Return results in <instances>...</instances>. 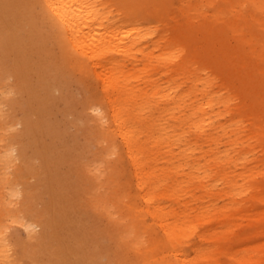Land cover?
Wrapping results in <instances>:
<instances>
[{
	"label": "bare ground",
	"instance_id": "6f19581e",
	"mask_svg": "<svg viewBox=\"0 0 264 264\" xmlns=\"http://www.w3.org/2000/svg\"><path fill=\"white\" fill-rule=\"evenodd\" d=\"M171 3L0 0V89L28 94L33 72L48 95L60 89L56 80L85 83L83 108L102 150L93 181L82 170L78 176L86 189H104V203L93 205L118 215L141 264H264V66L250 70L264 64V0H180L178 13ZM153 17L158 23L150 25ZM231 37L240 45L228 57L261 64L224 74L201 67L196 56L213 59L216 42ZM32 50L45 61L37 68L27 60ZM163 67L169 81L181 82H159ZM15 78L18 85L6 91ZM2 105L0 264H19L8 229L23 203L15 197L25 166L15 167V118L7 119ZM30 116L24 110L32 128ZM21 156L30 161L23 148ZM119 163L130 171L122 183ZM21 223L35 241V222ZM45 247L30 242L23 253ZM61 249L50 250L55 264H63Z\"/></svg>",
	"mask_w": 264,
	"mask_h": 264
},
{
	"label": "rangeland",
	"instance_id": "374dc122",
	"mask_svg": "<svg viewBox=\"0 0 264 264\" xmlns=\"http://www.w3.org/2000/svg\"><path fill=\"white\" fill-rule=\"evenodd\" d=\"M171 1L172 3L169 4L171 10H177L178 13L180 0ZM173 17V13L168 15L171 24H175ZM148 23L155 25L158 20L153 17ZM163 25L162 22L161 29ZM221 30L219 29L216 34L221 33ZM238 44L234 37H231L229 44L216 42L210 51L213 59L207 60V56L200 52L196 60L201 67L210 65L221 74H224L225 72L222 71L226 69L230 71L247 69V65L252 62L261 64V61L253 56L241 58V61L236 57H228L226 54H231L232 48ZM205 46L204 42L200 44L201 48ZM222 52L224 53L221 54ZM24 57L26 58L25 55ZM18 59L15 54V67ZM27 60L35 68L45 62L39 58V52L33 50L28 54ZM142 66L143 63H140L139 67ZM262 66L264 64L258 69L250 70L256 71L257 74ZM164 72L163 67L160 73L155 75L163 85L171 83L175 87L181 82L182 79L169 81V76ZM261 74H264V71ZM32 75L34 80L30 83V92L24 96H20L16 89L7 93L10 85H18L16 78L8 81L5 87L7 92L0 89V101H3L5 117L15 118V126L9 131L16 135L15 167L25 166L23 183L17 185L20 195L15 197L16 201L23 203L21 210H18L17 220L13 221L8 229L12 237V255L19 264H55L57 257H52L49 253L50 250L61 246L60 262L63 264H141L128 244L129 238L122 233L123 223L118 221V215L110 214L113 212L111 209L107 211L93 205V203H104V189L95 190L97 187L92 185L93 189L88 190L84 186L83 179L78 176L79 170H82L89 180L93 181L96 156L102 150V145L94 135L91 113L88 108H83L88 93L85 83H79L75 79H69L65 83L56 80L60 83V89L53 95H48L39 88L37 83L39 77L36 73L33 72ZM17 76L24 79L26 74ZM237 83L241 84L240 81ZM220 84L222 78L217 88ZM183 85V89L188 87L187 83ZM8 100L12 102L15 100V105L11 106ZM149 109L150 112L152 108ZM24 110L30 112L32 128L23 121ZM168 115L171 117V114ZM226 119L231 121L230 116H226L223 120ZM248 125L250 126V122ZM21 148L28 153L30 158L28 163L21 156ZM261 153L262 151L258 152ZM204 160L205 158H202L201 161ZM82 165H85V168L77 169ZM118 167L121 169L119 182L122 183L125 181L123 174L130 175V171L121 163ZM180 178L187 177L180 175ZM222 186L223 184L219 185ZM195 192V195L202 193L200 189H196ZM187 195L193 202L198 201L192 194ZM150 220L148 217V221ZM20 221L35 222V241L30 237L28 228ZM260 241H264V234ZM30 242L34 245L44 243L46 247L43 251L34 250L30 257L23 253Z\"/></svg>",
	"mask_w": 264,
	"mask_h": 264
}]
</instances>
